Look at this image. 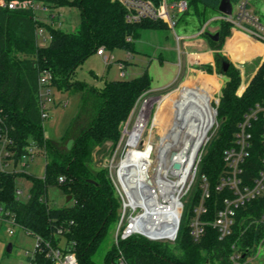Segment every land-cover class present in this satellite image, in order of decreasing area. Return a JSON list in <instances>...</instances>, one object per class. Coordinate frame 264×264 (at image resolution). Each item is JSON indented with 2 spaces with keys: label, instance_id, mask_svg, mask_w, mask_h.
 <instances>
[{
  "label": "trees",
  "instance_id": "16d2710c",
  "mask_svg": "<svg viewBox=\"0 0 264 264\" xmlns=\"http://www.w3.org/2000/svg\"><path fill=\"white\" fill-rule=\"evenodd\" d=\"M52 9L76 7L81 21L75 31L38 20L31 10H11L0 7V136L12 144L16 164L35 142L47 161L43 178L23 172L0 169V202L15 215L16 222L29 234L57 245L58 232L63 229L68 242H74L79 264H98L95 256L103 241L115 230L119 220L120 198L109 176L108 168L94 167V157L108 142L113 147L121 136V124L126 121L139 97L152 90L148 68L130 79L108 81L101 88L87 82L73 80L76 70L100 48L105 52L126 49L134 53V41L144 29L168 27L158 20L146 19L130 23L126 9L119 0H44ZM189 10L181 17L194 15L199 29L211 13L220 14L222 0H187ZM237 1V0H232ZM219 34L214 40L205 32L213 49H222L232 35V25L217 21ZM39 26L52 34L51 42L41 46L37 39ZM109 58L112 55H108ZM111 59V58H110ZM107 61V63L110 61ZM221 59L230 62L224 73L227 81L221 89L218 106L220 127L218 135L206 145L200 163V174L209 179L212 197L207 201L209 222L199 241L189 234L187 219L199 201L200 188L192 192L186 206L180 237L175 243H162L135 235L121 241L132 264H232L233 245L246 250L263 239L261 225H253L243 233L248 220L260 209L256 200L238 211L233 232L224 240L211 222L223 206L226 191H218L217 184L224 171L223 151L233 141L238 123L257 103L264 101V60L243 93L241 69L220 52L215 55L216 67L221 72ZM109 64V63H108ZM211 71L210 64L202 65ZM49 69L54 74L52 85L59 90L79 89L83 92L81 108L60 140L46 137L44 120L39 107V80L41 72ZM206 94V89H204ZM209 98L208 96H206ZM103 150V149H102ZM249 176L255 171H248ZM31 180L30 197L23 201L16 197L18 178ZM65 181L60 183V177ZM93 180V181H90ZM50 186L61 187L72 203L62 207L50 206L47 201ZM118 249L113 242L104 257V264H117ZM34 264H52L44 252H36Z\"/></svg>",
  "mask_w": 264,
  "mask_h": 264
},
{
  "label": "built area",
  "instance_id": "2783aa9c",
  "mask_svg": "<svg viewBox=\"0 0 264 264\" xmlns=\"http://www.w3.org/2000/svg\"><path fill=\"white\" fill-rule=\"evenodd\" d=\"M119 2L126 9L128 22L158 20L174 30L181 17L189 10L187 0H119ZM0 7L31 10L40 21L59 27L63 24L56 19L61 15V8L52 9L44 0H0ZM211 21L228 22L232 25V34L240 32L264 45V21L251 0L232 1L230 14L221 12ZM209 23L206 22L195 36L209 32L212 28L209 27ZM216 26L217 30L218 25ZM177 38L181 39V36ZM37 39L39 45L46 46L51 42L52 34L45 26H39ZM98 53L106 55L104 48H100ZM197 57L199 58V55ZM110 58L108 55L105 56L106 61ZM120 67L123 75H126L123 62ZM53 80L54 74L51 70L45 69L41 72L39 107L44 122L50 118L51 109L57 104ZM141 98L142 96L137 100L129 118L122 122L120 139L112 148L106 164L121 201L114 234V243L118 249L117 264H132L120 242L135 235L162 243L177 242L185 220L187 206L185 198H191L196 186L200 188V198L193 206L192 215L187 219L190 236L195 241L201 240L209 224L203 216L208 213L207 201L211 199L212 191L208 177L206 175L199 177V172L204 149L210 141L209 132L218 114V106L213 107L211 104L214 122L196 147L191 160L189 155L192 147L184 144L180 135L176 138L177 132L173 131L174 134L171 135L170 131L165 130L164 134L158 136V143L151 139L152 133L146 135L149 111L145 105L149 101L145 100L143 106L141 104L138 107ZM9 143L12 144L9 138L0 136V169L3 171L21 172L17 170L18 166H27L40 153V148L33 142L16 164L14 152L7 149ZM154 152L157 153L158 163L153 167ZM223 162L224 171L217 184V190L226 191L227 194L223 198V206L211 222L219 233V239L224 240L232 234L238 211L256 200H261L260 209L248 220L243 233L254 224L261 225L264 231V101L252 107L238 123L231 145L223 151ZM175 163H180V167L175 168ZM249 170L255 171V175L249 176ZM59 181L64 182L65 177L61 176ZM23 194V189L18 186L17 199L22 200ZM0 221L10 224L9 234H14L13 226L19 225L15 215L1 202ZM57 234L61 238L57 245L35 236L37 241L35 249L27 251L29 264H34L38 251L44 252L52 264H79L74 242H68L63 229ZM263 244L264 235L261 242L246 250L240 249L239 245H233L234 251L230 257L232 264H250L257 248Z\"/></svg>",
  "mask_w": 264,
  "mask_h": 264
},
{
  "label": "rangeland",
  "instance_id": "374dc122",
  "mask_svg": "<svg viewBox=\"0 0 264 264\" xmlns=\"http://www.w3.org/2000/svg\"><path fill=\"white\" fill-rule=\"evenodd\" d=\"M251 3L258 10L259 15L264 21V0H251ZM60 11L61 15L57 16L56 19L63 23L62 27L68 31L77 30L81 21L80 10L76 7H62ZM217 15L218 13L208 15L207 22H210L209 27L212 26L209 29L211 33H214L217 27V23L211 21V19ZM198 33L199 20L194 15L187 16L185 20L178 24L175 30L170 27L144 29L141 37L134 41L135 50L134 53H131L130 57L128 56L129 51L126 49H116L113 52H106V55H112L108 64L105 59L106 55L96 53L90 56L76 70L73 80L84 81L89 85L100 88L108 81L130 79L139 76L148 68V72L152 77V90L149 93L141 95L142 98L138 103V107L141 104L143 106L145 100L150 102L152 99H155L148 108L149 124L146 135L149 136L152 133L151 139L154 143H158V136L164 134L167 129L163 124H153L154 118L158 113L157 111L160 108L169 110L175 103L176 95L184 86L190 85L196 88L213 107L219 106L221 89L228 80L227 76L220 74L217 67H213L211 71L199 68L202 65H207L205 63L206 56L198 58L197 56L186 54L187 51H191L192 49L185 47V42L191 40V37ZM177 36H181V39H178ZM202 37L208 40L206 35ZM261 58L260 55L242 64V83L238 89V94L241 95L243 93L248 82L257 72L259 64L262 62ZM122 61L127 63L126 75H123L120 67ZM203 87L206 89V94H204ZM82 96L83 92L74 88L71 90L54 91L57 105L51 109L50 118L44 122L46 137L59 140L64 135L81 108ZM59 99L66 101L67 105L58 104ZM215 119L209 132L210 141L216 138L220 127L218 114ZM112 148L113 144L108 142L102 148L103 150L100 149V152L95 154L94 167L96 169L106 167ZM156 155L157 153L154 152L152 156L153 167L158 163ZM46 161L45 155L40 152L27 166L19 165L17 170L43 178L45 176ZM31 185L32 182L27 177L20 176L18 178V186L24 191L22 196L23 201L28 199ZM67 198V194L61 187H49L47 201L50 206L62 207L71 204L72 199L69 201ZM185 202L188 205L190 197H186ZM9 226L8 222L0 221V264H29L27 251L35 249L37 244L35 236L27 233L19 225L13 226L14 234H9ZM114 234L115 230L103 241L99 252L95 256L98 264H104L105 254L113 245ZM10 245L12 246L11 251H9ZM250 264H264V244L257 248Z\"/></svg>",
  "mask_w": 264,
  "mask_h": 264
},
{
  "label": "bare ground",
  "instance_id": "6f19581e",
  "mask_svg": "<svg viewBox=\"0 0 264 264\" xmlns=\"http://www.w3.org/2000/svg\"><path fill=\"white\" fill-rule=\"evenodd\" d=\"M230 43L233 45L234 41ZM154 100L147 102L145 107L149 108ZM157 112L153 124H163L171 135L177 132L176 138L180 135L183 143L192 147L189 155L192 160L196 147L214 122L211 103L196 88L186 85L180 89L169 110L160 108Z\"/></svg>",
  "mask_w": 264,
  "mask_h": 264
},
{
  "label": "crops",
  "instance_id": "0c3cea01",
  "mask_svg": "<svg viewBox=\"0 0 264 264\" xmlns=\"http://www.w3.org/2000/svg\"><path fill=\"white\" fill-rule=\"evenodd\" d=\"M211 32H209L210 34ZM213 34V33H211ZM201 36H193L191 37V40L185 42V47L191 48V51H187L186 54L198 56L201 58V56H206L205 63L212 65L213 67H216V60L215 55L217 52L222 53L223 55L227 56L231 62H233L235 65H237L240 69L242 68V64L247 61H251L255 57H258L261 55L262 61L264 60V45L252 40L248 36L236 32L232 34L230 37L227 38L226 43L224 47L221 50L213 49L209 44V40H205ZM238 38V40H237ZM236 39V40H235ZM234 41L233 45L230 43L231 41ZM230 41V42H228ZM237 41V42H236ZM235 44V45H234ZM198 54V55H197ZM132 54L129 53L128 56L130 57ZM125 64V67L127 68V63L125 61H122ZM220 74L225 75L224 73L220 72ZM250 82V81H249ZM248 82V83H249ZM224 85V84H223ZM101 88V87H100ZM56 91H63L55 88ZM58 104H62L64 106L67 105V102L63 99H59ZM57 105V104H56ZM66 133V131H65ZM64 133V135H65ZM63 135V136H64ZM62 136V137H63ZM62 137L60 139H62ZM59 139V140H60ZM57 140V139H54Z\"/></svg>",
  "mask_w": 264,
  "mask_h": 264
},
{
  "label": "water",
  "instance_id": "95a60500",
  "mask_svg": "<svg viewBox=\"0 0 264 264\" xmlns=\"http://www.w3.org/2000/svg\"><path fill=\"white\" fill-rule=\"evenodd\" d=\"M219 10L223 13H226V14H230L232 12V0H222L221 1V4L219 6ZM210 36H212V38L214 40H218L219 39V34L216 33L215 35H212L211 33L209 34ZM217 50H220V49H217ZM230 66V62L225 60V59H221V72L222 73H225L227 71V69L229 68ZM174 167L175 168H179L180 167V163H175L174 164ZM90 181H93V180H90ZM69 201L72 199V196L69 195L68 198H67ZM12 249V246L10 245L9 246V251H11Z\"/></svg>",
  "mask_w": 264,
  "mask_h": 264
}]
</instances>
